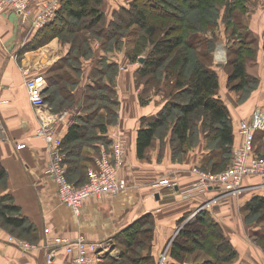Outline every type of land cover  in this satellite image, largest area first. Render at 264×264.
Instances as JSON below:
<instances>
[{"label":"crops","instance_id":"obj_1","mask_svg":"<svg viewBox=\"0 0 264 264\" xmlns=\"http://www.w3.org/2000/svg\"><path fill=\"white\" fill-rule=\"evenodd\" d=\"M45 1L29 0L23 16L7 9L0 19V126L4 128V139L0 141V166L6 171L5 178L0 181V196L10 198L33 227L23 238L16 234L13 238L36 244L34 250L22 251L15 243H8L11 231L0 225V264H48L51 253L55 255L53 264H72L74 254L67 253L60 242L73 240L80 234L91 241L110 245L98 263L105 264L109 257L120 258L115 237L147 214L154 219L152 253L159 263L161 254L166 249L170 251L172 241L179 232L178 222L185 216H192L191 220H194L195 213L216 194L212 190L182 194V190L193 181L191 170L202 164L206 142L201 134L195 147L184 154L182 160H175L168 132L162 138L156 137L146 157L140 158L137 139L142 121L158 115L166 103L165 95L157 93L146 97L144 86L136 83L138 65L131 64L121 54L102 50L95 42H90L88 55L82 57L75 68L66 62L71 44L60 37L38 48L26 50L38 33L39 28L33 25V19ZM115 1L103 0L101 10L106 18L111 19L113 11L123 5L119 0ZM253 34L259 38L257 32ZM258 59L260 86L245 105L232 102L223 90L220 76L219 96L232 116L234 150L243 140L238 129L239 122L250 120L256 109H264V57L259 56ZM112 63L122 71L137 67L117 79L115 89L120 104L116 121L105 125L104 133L99 127H96V132L105 137L108 144L113 139L121 141L124 163L120 174L126 179L128 187L116 196L87 200L80 215H76L60 201L56 184L45 174L50 156L46 143L36 137V131L43 123H49L64 139L77 117L94 112V108H87L92 97L105 102V93H101L105 91L99 88L111 85L109 71L105 72L103 67ZM25 71L31 76L42 73L47 79L45 98L48 107L40 115L30 104ZM147 98L149 102L143 103V99ZM104 111L101 108L99 112L105 116ZM62 114L65 116L60 120ZM19 142L26 143V148L18 150L16 146ZM98 143L85 144L80 158H68L69 175H74L73 181L76 183L86 181V171L93 165L94 157L99 152ZM167 175L173 176L180 189L153 187L156 181ZM256 182L250 180L248 184ZM257 195L264 196V189L248 191L241 197H229L209 210L237 250L236 264H264V258L251 240L255 239L254 233L260 231L262 226H246L241 212L245 211L246 203ZM175 263L168 254L166 264Z\"/></svg>","mask_w":264,"mask_h":264},{"label":"trees","instance_id":"obj_2","mask_svg":"<svg viewBox=\"0 0 264 264\" xmlns=\"http://www.w3.org/2000/svg\"><path fill=\"white\" fill-rule=\"evenodd\" d=\"M157 1L168 2L167 0ZM183 1L185 2V0ZM215 1L218 0H186L188 2L186 3L187 8L190 10L193 8L203 9V14L201 13V16L196 18L186 16L182 19L180 15L171 12L165 3L155 6L156 3L153 0H128V6L120 7L113 14L114 20L108 25H103L102 22L106 19L101 10L103 0H61V6L55 18L44 27L39 28L34 42H31L32 44L27 46L26 50L38 48L53 38L60 37L63 41L71 44V51L66 62L75 68L79 60L86 57L90 51L87 30L91 29L93 33L102 35L108 42L111 33L115 34L116 28L120 29L124 25L128 27L139 25L145 31L146 42L149 41L148 44H151L152 47L143 62H140V57L135 55L136 52L134 54L129 52V58L131 64L140 62V67L135 74L140 84L145 82L143 93L147 97L151 94L160 93L161 90H167L162 83L169 80H171L169 82H171L170 86L172 87L170 94L166 96V103L158 115L142 121L137 139L139 157L145 158L147 151L153 146L155 138H162L169 132L174 159L182 160L184 154L195 147L202 134L206 144L200 167L205 171L219 172L224 170V166L226 167L233 155L235 133L230 110L219 97V76L215 70L207 65L206 57L209 58L207 45L212 42L208 38L203 39L201 35L205 33L200 31L204 22L209 21L206 9L210 5L214 7ZM245 1L233 0L230 2L224 0L227 11L222 14V18L227 28L233 26V34L238 33V27L242 22L239 19L241 13L236 15L234 12L237 9L244 12L246 10ZM228 6L230 7L228 8ZM147 9L150 12H147ZM176 17H179L178 19L185 24L177 23L178 19L170 22ZM121 19H123V25L120 23ZM95 27L99 28L96 29ZM112 28L114 29L111 30ZM247 28L248 26H244L237 38L243 43L242 45L246 43L250 45L255 42V39L249 38L251 33ZM249 50L253 51V48L251 47ZM197 51L202 53L203 59L193 60L191 58L197 59ZM172 55L174 57L171 63H166L167 58ZM231 65L232 70L229 71V79L231 81L240 80V86L234 87L235 90L241 91L246 84L258 82L257 77L247 74L244 59H233ZM114 69L118 70L115 63L103 67L105 72ZM154 85L155 87L151 88ZM99 89L105 91L101 92L105 93V102L102 99L97 100L92 97L87 108H94V112L77 117L67 136L62 138L63 151L67 155V165L70 156L80 158L85 144L97 141L107 142L105 137L97 135L96 127H99L104 133L107 128L105 125L112 124L117 119L116 109L112 107L116 106V102L112 98L113 93H116L115 87L111 84ZM99 89H94V91ZM149 89L153 90L149 91ZM183 93H185L187 101L176 103V98ZM142 102L147 104L149 98L143 99ZM94 104L95 107H92ZM101 108L105 109L103 112L105 116L99 112ZM260 134L262 135L264 132ZM5 176V169L0 166V181ZM68 177L75 185L86 182L76 183L73 181L74 175L70 176L69 171ZM244 208L248 212L245 215L247 223H251L249 216L256 217L259 215L260 218H264V196H254ZM19 211V207L14 205L10 198L0 196V225L9 228L11 234L23 238L26 233L33 230V227L27 223L28 221ZM188 218L185 216L178 222L181 229L173 239L168 253L176 261L175 264H198L189 263L185 259L186 254L196 249L205 251L210 257H213L206 259L205 264H221L230 259H237V250L209 210H201L194 220L188 221ZM255 225L262 226L260 231L254 233L255 240L261 243L264 241V225ZM154 231V219L151 214L137 220L115 237L116 247L121 252L120 258L109 257L105 264H159L152 253ZM212 237L215 238V241H211ZM192 246L196 249L192 250ZM262 246L264 247V245Z\"/></svg>","mask_w":264,"mask_h":264},{"label":"built area","instance_id":"obj_3","mask_svg":"<svg viewBox=\"0 0 264 264\" xmlns=\"http://www.w3.org/2000/svg\"><path fill=\"white\" fill-rule=\"evenodd\" d=\"M126 2L128 0H119ZM29 5V0H0V19L7 9H12L20 15H24ZM60 0H47L33 19V25L37 28L44 27L55 18L60 9ZM25 85L31 106L40 115L48 107L45 91L48 85L44 74L29 75L25 71ZM65 114L60 115L62 120ZM239 133L243 140L233 152L232 162L229 167L219 172L205 171L201 167H194L191 172L193 181L189 187L182 190L183 195L215 191L210 199L195 213L201 210H211L229 197H241L248 191L264 189V156L253 154V145L257 132L264 129V109H256L250 120L239 122ZM36 137L46 143L50 156V162L45 169V174L57 186L58 197L66 206L70 207L76 215H80L84 203L91 198H102L106 195L116 196L128 187V183L121 176L120 170L124 163V149L120 140L113 139L112 143L100 142L99 152L94 157L93 165L87 169V180L84 184L75 185L69 180L67 155L63 151V139L57 135L54 128L48 124H42L36 131ZM4 139V128L0 126V141ZM26 143H17V149L26 148ZM250 180L256 183L248 184ZM178 182L172 175H167L153 184V187L179 188ZM193 218L190 216L188 221ZM190 219V220H189ZM181 229V228H180ZM179 229V231H180ZM10 243H16L24 252L34 250L36 245L27 242H17L15 238L8 239ZM60 245L69 254H74L72 264H98L102 261L109 246L105 243L91 241L83 234L73 240L60 242ZM169 249H166L160 257L159 264H166ZM54 253L49 254L48 264H53Z\"/></svg>","mask_w":264,"mask_h":264},{"label":"rangeland","instance_id":"obj_4","mask_svg":"<svg viewBox=\"0 0 264 264\" xmlns=\"http://www.w3.org/2000/svg\"><path fill=\"white\" fill-rule=\"evenodd\" d=\"M167 1L168 2L166 1L160 2L157 0H153V2L156 3L154 4L155 6L165 3L166 7L171 12H173L174 14L180 15V18L182 19L185 18L186 16H190V18L191 17L196 18L198 16H201V13L203 14V9L193 8L192 10H190V8H187L186 3H188L189 1L188 2H186V0L185 2L183 0H167ZM229 1L232 2L233 0H229ZM120 2L123 5H120L118 9L123 6L127 7L129 3V2L123 3L122 1ZM214 3H215L214 7H212V5L207 7L206 13L209 17V21L207 23L204 22L202 29H200V31H203L205 33V34H202L201 37L205 40L208 38V40L212 42L211 44L208 43L207 45L209 47V49H207L209 58L206 57L207 65L217 72L219 79L221 76L223 90L227 94V96L232 100V102H235L242 106V105H245V103L249 101L252 94L260 86V82H261L258 76L259 74L258 70L260 68V62H259L258 57L259 56L264 57V0H246L245 1L246 10L244 12H240L239 9L235 10L234 13L236 15L237 13H241L240 14L241 16L239 17V19L242 20V22L240 23L238 27V33L236 34H233V29H232L233 26H229L227 28L226 23L223 21L222 14L227 11V7L226 5H224V0H218V1H215ZM229 7L230 6H228V8ZM118 9H116L115 11H117ZM148 9H147V12H150V10ZM115 11H113V14ZM150 14L152 15V12ZM178 18L177 17L173 18L170 22L176 21ZM112 20H114L113 17L111 19L106 18L105 20H103L102 24L108 25V23L111 22ZM117 22L119 23V21ZM120 23L123 25L124 23L123 19L120 20ZM177 23H180L181 25L185 24L183 21L179 19ZM244 26H248L247 29L249 33H251V36L249 38L255 39V42L253 44L249 45L246 43L245 45H242L243 43L240 42L239 39L237 40L238 35L240 34V32L243 31ZM95 28L98 29L99 27H95ZM113 29L114 28H112L111 30ZM115 31L116 32L114 35L111 33V37L109 38L108 42L105 38H103L102 35L93 33V30L91 29L87 30L86 32H87V38L88 40H90V42L97 43L102 50L104 49V50H108V52L118 53V54L123 55L122 58L125 57L124 59H126L128 62H130L129 52H131V54H134L136 52L135 55H137V57H140V59L145 58L148 55L152 46L151 44H148L149 41L146 42L147 38H146L145 31L139 25L129 26V27L124 25V27L120 29L116 28ZM252 32L253 33L257 32L259 34V38L255 36V34H253ZM249 41L251 40L249 39ZM251 47L253 48V51L249 50ZM204 49L206 50V48ZM72 53H73V50H72ZM203 53H205V51H203ZM196 55H197V59H195L194 57H191V58L193 60H200V58L203 59V55L199 51H197ZM173 57H174L173 55L168 57L166 63L168 62L171 63V61L173 60ZM233 59H239V60L244 59L246 63L247 74L250 76L257 77L258 82L256 84H249V83L246 84L244 86V89L241 91L235 90L234 87L240 86V80L231 81L229 79L230 78L229 71L232 70L231 61ZM135 64L138 65V68L140 67V62H138V64L137 63ZM135 67L134 66H132V68L128 67V69L126 68L124 71L119 70V69L118 70L114 69L112 71H109L108 77L111 80L112 86L117 87V84H118L116 83L117 79L120 78L121 75L125 76V74H129ZM163 72L166 73L165 71ZM172 78L174 77L172 76ZM136 79H137L136 83L140 84L137 76H136ZM169 81L162 83V85L164 84L166 86L167 90L163 89L164 91L161 90L160 93H163L165 97L170 94L171 89H172V87L170 86L171 82ZM143 84H145V82H143ZM154 87L155 85L151 86V88H154ZM152 90L153 89H149V91H152ZM112 98H113V101L116 102V106L114 105L112 107H114L117 111L119 109V104H120L118 100L117 91L116 93H113ZM175 101L176 103L187 101L185 93L179 95ZM238 129H239V125H238ZM263 132H264V129L257 133V137L255 138V143L253 145V154L257 156H264V134L262 135L260 134ZM233 152H234V148H233ZM232 157L233 155L231 156V159L229 160L228 164H226V167L224 166L223 169L230 166L232 162ZM241 212L244 215V217L246 214H248L247 211L243 212L241 210ZM249 219L251 223H247L245 221L246 226H248V224L264 225V218L262 217L260 218L259 215L256 217L249 216ZM256 219H259L261 221L258 222ZM180 228L181 226L179 227V229ZM11 235H12L11 237H13V234ZM251 240L254 243L255 247L259 249L260 254L264 258V247L262 246L264 245V241L260 243L255 239H251ZM16 241L20 242V240H16ZM211 241H215V238L212 237ZM8 243L10 242L8 241ZM27 244L36 245L33 242H27ZM15 245L17 244L15 243ZM194 249L196 248L192 246V250ZM209 257L210 255L206 253L205 251L196 249L192 251L191 253L186 254L185 259L189 263L205 264L206 259H208ZM210 258H213V257L211 256ZM237 262H238L237 259H234V260L230 259L221 264H236Z\"/></svg>","mask_w":264,"mask_h":264},{"label":"water","instance_id":"obj_5","mask_svg":"<svg viewBox=\"0 0 264 264\" xmlns=\"http://www.w3.org/2000/svg\"><path fill=\"white\" fill-rule=\"evenodd\" d=\"M144 61V58H141L140 62H143Z\"/></svg>","mask_w":264,"mask_h":264}]
</instances>
